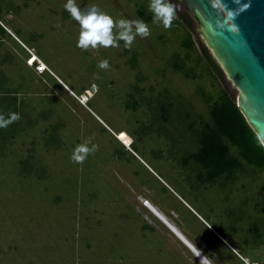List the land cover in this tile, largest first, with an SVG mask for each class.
Wrapping results in <instances>:
<instances>
[{"label": "rangeland", "instance_id": "1", "mask_svg": "<svg viewBox=\"0 0 264 264\" xmlns=\"http://www.w3.org/2000/svg\"><path fill=\"white\" fill-rule=\"evenodd\" d=\"M75 2L114 20L143 19L150 34L130 48L85 50L66 0H0V113L16 96L20 115L18 131L9 124L0 140V264H264V172L244 166L233 185L191 189L176 163L191 148L186 104L204 114V94L220 87L234 102L238 94L181 47L194 24L180 4L179 25L165 29L145 20L148 0ZM192 40L202 52L195 32ZM105 58L110 67L99 68ZM160 93L180 103L166 125L153 118ZM46 133L56 140L44 143ZM89 138L97 150L73 162ZM254 228L259 241L244 245Z\"/></svg>", "mask_w": 264, "mask_h": 264}, {"label": "trees", "instance_id": "2", "mask_svg": "<svg viewBox=\"0 0 264 264\" xmlns=\"http://www.w3.org/2000/svg\"><path fill=\"white\" fill-rule=\"evenodd\" d=\"M176 4L177 0H173ZM141 18L145 17V10L142 7L138 8ZM181 18L187 25H191L192 21L186 13H180ZM151 16L145 17L149 21ZM178 22V21H177ZM180 23V22H179ZM179 24L172 23V27ZM190 28V27H189ZM192 32V30H191ZM186 39L181 44L182 48L187 49L190 53H196L195 58L197 65L204 61L205 68L208 74H211L215 80L223 83L225 81L224 75L220 67L216 64L214 59L210 56L205 46L201 43L200 52L194 45L192 40V33L186 31ZM6 34L4 28L0 26V38ZM189 54V53H188ZM190 56V54L188 55ZM173 67H177L178 59H174ZM181 73V69L176 70ZM186 73L183 74V77ZM188 77V74H186ZM216 95L210 93L203 95V105L206 108L204 114L192 113L193 107L189 103L182 104L188 107V113L184 119L187 121L183 129L184 138L187 135V141L191 144V148L184 150L179 163L176 161L179 170L182 173V178L189 182L191 189H204L208 187L224 188L228 184L236 183L238 176L241 174L243 167L249 168L254 172H264V149L258 141L256 135L247 125L245 119L239 112L234 100L225 92L217 88ZM174 95L160 93V97L154 100L157 103L156 113H154V120L166 123L171 108L180 105L178 99H170ZM180 98L179 95H176ZM8 98V96H7ZM10 99V100H9ZM9 99H4L3 106L8 110L2 114L5 116L12 112L19 113L17 110V97L9 96ZM178 103V104H177ZM20 104V103H19ZM8 111H10L8 113ZM204 112V111H203ZM17 122L13 121L12 131L8 127L0 128V140L4 139L3 136L16 133L20 126L16 125ZM166 125V124H165ZM152 126H146L145 130L151 129ZM5 129H8L5 130ZM144 129V128H143ZM157 132H163L158 129ZM2 138V139H1ZM56 140L52 134L46 133L43 136L44 143ZM1 143V141H0ZM132 145V143H131ZM188 151V152H185ZM235 154V155H233ZM25 168L30 167V160H23ZM28 172V171H27ZM156 205V204H155ZM167 215V214H166ZM176 222V221H175ZM259 229L254 228L252 232H247L249 238L244 241V245L248 244L250 239L259 241L261 237Z\"/></svg>", "mask_w": 264, "mask_h": 264}, {"label": "water", "instance_id": "3", "mask_svg": "<svg viewBox=\"0 0 264 264\" xmlns=\"http://www.w3.org/2000/svg\"><path fill=\"white\" fill-rule=\"evenodd\" d=\"M177 2L194 24L196 36L238 91L235 104L264 149V0H240L247 6L234 18L228 17L223 5L213 7L210 0ZM223 2L227 8L236 7L232 0ZM218 22L224 26L217 27ZM152 209L156 216L163 218ZM170 229L203 258L185 238Z\"/></svg>", "mask_w": 264, "mask_h": 264}, {"label": "clouds", "instance_id": "4", "mask_svg": "<svg viewBox=\"0 0 264 264\" xmlns=\"http://www.w3.org/2000/svg\"><path fill=\"white\" fill-rule=\"evenodd\" d=\"M236 5L235 8H227L223 0H210V4L219 8L224 6L227 10L228 17L234 18L241 11H244L246 3L240 0H232ZM65 10L75 20L79 27L77 37V47L81 49H96L98 47H119L120 41H123L125 48H130L137 36L147 37L150 34L148 24L143 19L120 18L114 20L111 15L100 10L96 3L82 9L75 0H66L64 4ZM148 11L151 13L153 23L160 24L163 28L168 29L172 26L173 20L176 18L177 7L173 0H148ZM228 17H224L225 20ZM222 22H218L217 27H223ZM114 29L116 31L114 32ZM98 67L107 69L110 67L107 58L98 62ZM20 119L19 113L12 112L5 116L0 113V128H6L13 121ZM98 145L91 143V138L84 143L74 147L70 159L75 163H83L89 153L95 152Z\"/></svg>", "mask_w": 264, "mask_h": 264}, {"label": "built area", "instance_id": "5", "mask_svg": "<svg viewBox=\"0 0 264 264\" xmlns=\"http://www.w3.org/2000/svg\"><path fill=\"white\" fill-rule=\"evenodd\" d=\"M36 69H37L38 72L42 73L44 70H46V67L44 66L43 63H41V62L38 63L37 62Z\"/></svg>", "mask_w": 264, "mask_h": 264}, {"label": "bare ground", "instance_id": "6", "mask_svg": "<svg viewBox=\"0 0 264 264\" xmlns=\"http://www.w3.org/2000/svg\"><path fill=\"white\" fill-rule=\"evenodd\" d=\"M154 209H156V208H154ZM150 210L152 211L153 209L152 208H150ZM153 212V211H152ZM196 254V253H195ZM197 255V254H196ZM201 261H203L204 262V260H201ZM204 264H208V263H204Z\"/></svg>", "mask_w": 264, "mask_h": 264}]
</instances>
